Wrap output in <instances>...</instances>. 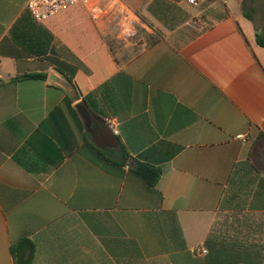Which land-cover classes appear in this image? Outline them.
Returning <instances> with one entry per match:
<instances>
[{"label":"crops","instance_id":"crops-1","mask_svg":"<svg viewBox=\"0 0 264 264\" xmlns=\"http://www.w3.org/2000/svg\"><path fill=\"white\" fill-rule=\"evenodd\" d=\"M28 1L0 0V264L23 238L32 264H207L212 232L264 258V48L241 1L98 0L42 23ZM162 6L209 26L171 29ZM57 66L75 98L13 80Z\"/></svg>","mask_w":264,"mask_h":264},{"label":"trees","instance_id":"trees-1","mask_svg":"<svg viewBox=\"0 0 264 264\" xmlns=\"http://www.w3.org/2000/svg\"><path fill=\"white\" fill-rule=\"evenodd\" d=\"M251 12H255V8H252ZM28 14L30 15L31 19L35 21L29 11ZM244 15L254 21L249 12L245 11ZM158 17L163 23L168 25L171 29H174L176 25L185 23L190 15L187 13H183L182 18H179L178 13L172 10L170 6H162L161 13L158 15ZM18 26V24L14 26L13 32L18 30ZM43 31L48 35V43H46V49L39 48L33 43V46L37 48L36 53L39 55L46 53L47 49H49L51 41L53 40V36L47 30L43 29ZM256 42L259 46L264 48V31H259L258 28L256 34ZM51 52H53V49L51 50ZM73 60L76 62V59ZM64 68L57 66V70L62 73L66 77L68 82L74 86V76L76 73V68L73 66H65ZM47 77L48 75L46 73H26L14 77L13 80L46 81ZM67 100L72 101V99L68 96ZM134 170L136 173L142 176L150 186H156L163 173L162 169L160 168H156L140 162L135 163ZM205 245L209 249V252L205 257V261L207 264H261L262 260L264 259L260 250H248V248H242L241 246H238L232 242L223 240L217 242L213 232L207 238ZM11 252L14 258V264H32L35 254V245L31 240L23 238L19 240L16 245L12 246Z\"/></svg>","mask_w":264,"mask_h":264},{"label":"rangeland","instance_id":"rangeland-1","mask_svg":"<svg viewBox=\"0 0 264 264\" xmlns=\"http://www.w3.org/2000/svg\"><path fill=\"white\" fill-rule=\"evenodd\" d=\"M221 1H226V0H221ZM230 1L232 2V0ZM240 1H241V5L244 6L243 8L247 12H249V14L253 17L255 25L259 29V31H264V0H240ZM189 5L193 7L195 6L193 4H189ZM229 7L232 8V6H229ZM252 7L255 8V12H251ZM182 15L183 13H178L179 18H182ZM189 15L190 17L187 19V24L182 25L180 27V30L182 31L184 30V32L186 31L187 32H198L202 30L204 27L209 26V23L205 19V14L193 15L189 13ZM227 217L228 215L226 214L220 215L218 223H217L219 225H217V228H220L225 224V222L228 219ZM230 217H232L233 219L234 216L232 215ZM247 218L251 220V217L246 216V215H241L240 217H238V220L242 222L240 223V225H242V231L244 232L246 229V227L244 228V226H247L246 223L244 222L246 221ZM246 234H248L249 239H251V242H255L256 240L259 239L258 235L255 232H253V230L248 231V232L246 230Z\"/></svg>","mask_w":264,"mask_h":264},{"label":"built area","instance_id":"built-area-1","mask_svg":"<svg viewBox=\"0 0 264 264\" xmlns=\"http://www.w3.org/2000/svg\"><path fill=\"white\" fill-rule=\"evenodd\" d=\"M98 0H29L27 3V10L31 14L32 18L38 22L42 23L46 21L51 16L57 14L58 12L65 10L71 6L77 4H93ZM114 1V0H113ZM190 4H197V0H188ZM109 126L114 128L115 124L111 120L109 121ZM237 139L246 141L249 139L248 134H239ZM197 255L207 254L205 248H197L195 251Z\"/></svg>","mask_w":264,"mask_h":264},{"label":"water","instance_id":"water-1","mask_svg":"<svg viewBox=\"0 0 264 264\" xmlns=\"http://www.w3.org/2000/svg\"><path fill=\"white\" fill-rule=\"evenodd\" d=\"M8 81L9 80H1L0 84H2L4 82H8ZM48 83L51 85L59 86V87L63 88L66 92H68L70 94V96H72L73 98L76 97L75 87L71 83H69L65 78L60 76L56 71H53L49 74ZM78 108L81 111V113L83 115H85V110L83 109V105L80 104L78 106Z\"/></svg>","mask_w":264,"mask_h":264}]
</instances>
